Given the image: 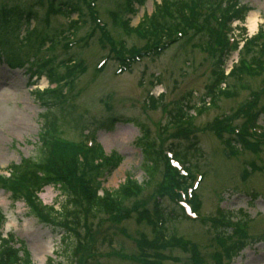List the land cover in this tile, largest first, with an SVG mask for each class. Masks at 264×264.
<instances>
[{
  "label": "rangeland",
  "instance_id": "1",
  "mask_svg": "<svg viewBox=\"0 0 264 264\" xmlns=\"http://www.w3.org/2000/svg\"><path fill=\"white\" fill-rule=\"evenodd\" d=\"M160 1L147 0L143 6L135 7L136 14L120 11L125 20H130L129 31L115 26L111 15L122 8L124 0H98L96 12L117 48L122 44L125 49L142 50L147 40L141 38L138 33L142 32L136 29L147 23ZM243 5L254 9L244 25L248 36L253 37L264 24V0H243ZM51 6V0H0V9H34L38 13L35 21L24 19L10 24L7 31L15 33L8 38L0 36V175L9 177L14 166L21 167L24 161L36 160L50 127L54 128L53 139L62 145L80 144L87 141L91 133L89 136L96 139L107 155L122 156L120 166L101 179L100 195L103 192L116 194L129 179L140 185L147 182L145 160L139 146L143 136L144 140L157 143V147L168 148L174 144L176 150L180 147L186 154L192 171L202 175L198 189L202 204L200 217L214 221L222 217L219 211L222 209L233 221H246L239 222L247 231L246 245L239 253L230 255V259L236 258L229 264H264V148L254 151L238 145V152L230 153L213 130L216 121L233 119L235 126L240 125L245 118H235V115L258 98L253 96L255 93L260 99L259 106L264 108V78L245 77L243 81L248 89L240 88V79L231 78L222 87L238 95L219 96L216 104L209 106L213 67L207 53L183 42L162 50L159 56L143 55L127 72L119 74L120 63L100 31L95 30L94 37L86 41L95 29L94 22L74 27L73 34L67 33L77 16L50 13ZM34 28L36 33L29 31L27 34V30ZM58 30L65 31L64 37L70 35L69 41L75 45L65 48L67 42ZM46 33L58 35L55 40L58 43L54 42L50 50L49 42L39 47ZM7 59L22 64L23 68L11 69ZM238 59V53L231 56L227 73ZM74 60L83 63L84 70H75L68 78L73 79L70 87L62 84V92H58L61 99L57 94H48L46 101L40 102L35 94L37 91L56 88L48 80L50 72L44 71L42 75L36 72L40 65L49 63L46 66L60 76ZM104 60L106 66L98 70ZM31 64L35 65L33 70H30ZM186 101L196 107V113L194 109L187 110L188 115L195 117L189 139L181 134L178 136L179 131L185 130H178L179 125L172 122L178 113L177 105ZM112 119L118 122L112 124ZM259 125L264 128V113ZM225 137L229 139L228 135ZM162 180L161 165L150 182L149 195ZM39 198L45 205L54 204L57 210L66 201L55 187L45 188ZM0 210L6 218L5 237L13 235L18 242L16 248L21 247L19 243L28 248L34 264H48L50 260L55 264H140L133 259L139 253L137 240L143 235L149 240L155 238L153 230L139 225L135 218L117 225L104 214L88 223L91 231L85 224L83 227L76 225L72 234L59 231L40 223L24 202H14L12 194L1 188ZM212 223L169 221L166 235H176L197 245L204 264H213L211 257L219 249ZM88 233L91 234L89 238ZM66 234L69 236L64 237ZM161 253L166 257V264H175L176 258L181 262L190 258L189 253L177 247H168Z\"/></svg>",
  "mask_w": 264,
  "mask_h": 264
},
{
  "label": "trees",
  "instance_id": "2",
  "mask_svg": "<svg viewBox=\"0 0 264 264\" xmlns=\"http://www.w3.org/2000/svg\"><path fill=\"white\" fill-rule=\"evenodd\" d=\"M58 2L56 12H62L68 17L77 16L76 21H72L70 31L74 33V27L85 25L87 22H94L97 18V13L92 4H96L97 0H53ZM147 0H124L122 8L114 11L112 17L113 24L124 30H131L130 20H125L122 12L136 14V6H143ZM249 9L242 5V0H161L157 5L155 12L146 21V24H140L136 29L141 38L147 40V45L144 49L138 50L135 48L125 49L122 44L111 48L115 52L118 61L127 56L135 55L142 56L143 51L148 50L149 53H156L159 56L162 50L167 46L172 47L179 43L185 42L192 44L197 50L207 53L214 67L213 82L211 85V105H215L219 100V96L234 97L229 89L224 92L219 86L227 84L231 78L240 79V88L248 89L244 84V78H264V24L259 30V33L252 38H249L246 30L239 29L238 41L234 48H228V38L223 33L231 28V25L239 21H245L247 11ZM36 19L35 14L27 9H16L2 7L0 9V36L3 39L15 33L13 30L7 31L9 24L14 22L20 23L26 18ZM8 25V26H6ZM6 26V27H5ZM48 26V23H47ZM18 32V31H17ZM36 33V30H32ZM57 33L69 42V36L64 37V33L60 30ZM48 35L46 33L42 38L45 41L39 44L43 47L49 42V48L54 47V42L58 35ZM3 35V36H2ZM68 36V37H67ZM181 37L178 39V37ZM104 39L110 41L109 37L103 35ZM104 41V40H102ZM0 41V45H1ZM243 44L239 51V63L233 66L231 73L228 76L224 75L225 66L231 54L238 51L240 44ZM67 43L65 48H67ZM168 47V48H169ZM41 50V49H39ZM124 62V61H123ZM122 62V63H123ZM8 64L11 68L22 67L20 63H15L8 59ZM77 64L80 70H84V64L79 60H74L67 65V73L63 76H57V73L50 71L49 81L55 84L57 88L37 91L36 97L40 102H45V96L48 94H57L61 99L62 84L65 79L69 78V69L75 70ZM35 65L30 66L33 70ZM45 68H38L39 73L43 74ZM69 83H66V86ZM264 92V91H263ZM152 100L155 98L151 97ZM44 104V103H43ZM178 113L174 115L172 120L173 125L185 126V132H178V136H186L189 139V128L193 126L194 116L188 115L187 110L194 109L195 105H188V102L177 105ZM206 108V107H205ZM204 108V109H205ZM259 113H253L251 118L252 124L247 120L241 126H235L233 119L226 121H216L213 124V130L219 138L225 143L226 147L231 148V152L238 145L244 146L245 149L260 151V146L249 140L250 129L254 128ZM248 118V119H249ZM51 127L50 133L46 134V139L38 152L36 160L24 161L21 167L12 168V177L7 178L0 175V188L7 193L12 194L14 202H24L30 209V213L42 224L50 226L59 231H67L70 234L74 233V227L79 226L91 231L88 223L95 220L100 215H107L111 221L119 225L131 218H135L139 225L150 227L155 233V238L149 240L143 235L137 240L139 250L138 256L133 257L140 264H166V257L161 253L168 247L181 248L190 254V258L186 262H181L179 258L175 259V264H204L197 245L191 242H185L184 239L175 237H167V223L169 221L187 220L184 209L180 203L183 200L182 193L186 195L184 200L189 202L194 210L198 213L201 210V201L198 191H193L189 194L188 190L193 186L194 177L190 174L184 176L178 169L172 167L170 159L167 157L166 150L172 151L175 158L182 163L188 164L186 154L171 144L168 148L157 143L145 139L139 141L140 149L144 156V169L146 171L147 182L138 184L131 179L116 194L114 192H103L101 179L106 175L116 170L121 162L122 156L113 153L110 156L106 155L104 149L100 145H95L93 148L86 149L83 146H75L71 144L62 145L60 141L53 139ZM188 132V133H187ZM226 135L229 139H226ZM48 139V140H47ZM237 142L238 144H235ZM166 149V150H165ZM237 150V149H236ZM235 150V151H236ZM163 166V180L156 188L153 194L149 195L151 181L153 180L158 169ZM57 188L61 195L66 198L60 210L54 206L44 205L38 195L48 187ZM167 204V205H165ZM187 218V219H186ZM228 220L222 216L212 223L214 230V239L218 251L212 255L213 264H229L230 255L239 253V249L245 247L246 238L244 232L238 228L236 232L230 233ZM6 223L5 216L0 210V264H34L32 256L28 249L22 244L20 248L15 247L13 236L4 238L2 228ZM68 234V233H67ZM65 235L69 236V235ZM91 234L88 233L89 238ZM79 236V235H78ZM247 237V236H246ZM85 244V243H83ZM84 248V247H83ZM80 248L79 249H83ZM227 260V262L225 261ZM48 264H55L50 260Z\"/></svg>",
  "mask_w": 264,
  "mask_h": 264
},
{
  "label": "bare ground",
  "instance_id": "3",
  "mask_svg": "<svg viewBox=\"0 0 264 264\" xmlns=\"http://www.w3.org/2000/svg\"><path fill=\"white\" fill-rule=\"evenodd\" d=\"M46 252V251H45Z\"/></svg>",
  "mask_w": 264,
  "mask_h": 264
}]
</instances>
